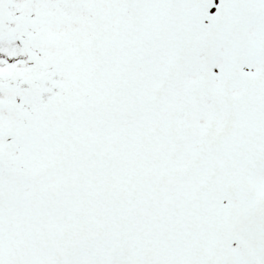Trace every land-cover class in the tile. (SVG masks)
Instances as JSON below:
<instances>
[{"label":"snow or ice","instance_id":"1","mask_svg":"<svg viewBox=\"0 0 264 264\" xmlns=\"http://www.w3.org/2000/svg\"><path fill=\"white\" fill-rule=\"evenodd\" d=\"M0 264H264V0H0Z\"/></svg>","mask_w":264,"mask_h":264}]
</instances>
